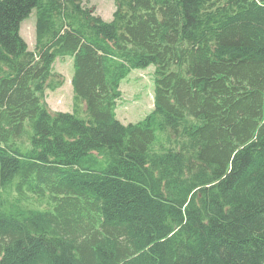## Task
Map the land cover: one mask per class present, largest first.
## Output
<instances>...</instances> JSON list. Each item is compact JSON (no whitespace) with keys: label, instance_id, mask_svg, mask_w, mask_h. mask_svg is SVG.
I'll return each instance as SVG.
<instances>
[{"label":"trees","instance_id":"16d2710c","mask_svg":"<svg viewBox=\"0 0 264 264\" xmlns=\"http://www.w3.org/2000/svg\"><path fill=\"white\" fill-rule=\"evenodd\" d=\"M114 8L0 0V264H264V0ZM150 67L152 111L124 125L120 84Z\"/></svg>","mask_w":264,"mask_h":264},{"label":"rangeland","instance_id":"374dc122","mask_svg":"<svg viewBox=\"0 0 264 264\" xmlns=\"http://www.w3.org/2000/svg\"><path fill=\"white\" fill-rule=\"evenodd\" d=\"M86 7L99 16L104 22H111L114 13V0H84ZM35 10L22 22L20 36L26 42L29 50L35 45ZM53 72L61 75L63 84L45 93L46 102L53 112H72V87L73 75L72 59L70 57L56 59L53 63ZM154 67L145 70H133L121 82V98L116 104V117L124 125L142 121L153 108L154 95Z\"/></svg>","mask_w":264,"mask_h":264}]
</instances>
